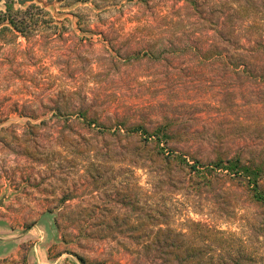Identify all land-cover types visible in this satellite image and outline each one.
Returning <instances> with one entry per match:
<instances>
[{"label":"rangeland","instance_id":"rangeland-1","mask_svg":"<svg viewBox=\"0 0 264 264\" xmlns=\"http://www.w3.org/2000/svg\"><path fill=\"white\" fill-rule=\"evenodd\" d=\"M116 1L0 0L58 22L0 32V264H264V200L224 169H264V0H209L239 57L205 60L184 32L112 63L100 22L125 37L136 8L93 4ZM83 99L96 123L54 114Z\"/></svg>","mask_w":264,"mask_h":264},{"label":"trees","instance_id":"trees-1","mask_svg":"<svg viewBox=\"0 0 264 264\" xmlns=\"http://www.w3.org/2000/svg\"><path fill=\"white\" fill-rule=\"evenodd\" d=\"M155 0H119L112 4H105L99 6L96 3L93 7L100 9L102 11H108L109 8L116 10H123L125 5L132 4V7L136 8L135 13L129 16V21L134 22L132 32H129L125 37H121L120 33H117L116 27L118 25H123L125 21H120V18H108L103 22L102 25L109 28L107 36L98 39L95 42L97 44L107 45L113 50L114 54H110L109 59L112 63L124 62L130 60H138L143 57H148L149 59H160L164 53V46L161 50L155 49V45L163 44L173 48L172 43L175 36L179 33H187L193 48L200 47L205 48L203 57L205 60H222L226 61L231 58L241 56L237 54L234 50V39L236 38L235 31H230V33L224 34L220 27L221 18L216 17V23L213 21L214 17L211 15L209 10V0H168L170 5L168 9L156 10V5H154ZM165 1V0H163ZM219 0H215L214 3L218 4ZM217 5L213 6V13L217 10L215 9ZM142 10V11H141ZM145 12H151L150 18H144ZM48 16V11L38 4L31 3L24 9H13L11 6H7L5 11L0 10V32H18L24 36H29L36 27L38 28H56L58 22L55 21L51 16ZM177 32V34L174 33ZM182 31V32H180ZM84 40L81 39V44H84ZM188 41V38H187ZM225 44H230L233 47V51L228 50ZM118 45V51L114 50V46ZM252 46L248 50H252ZM168 50L167 53H169ZM173 52V51H172ZM175 52V51H174ZM245 56V55H244ZM95 61L102 62L98 57ZM84 105L78 108L77 111H72L65 107L61 109L56 106L54 109V114L58 116H76L87 121V123H96L88 113V106L86 105V99H83ZM31 118H35V115H28ZM44 119L39 123H43ZM36 125V123H35ZM136 130H141L146 132L143 125H134L132 127ZM157 136H164L166 133L162 128L158 127L155 130ZM228 162V161H227ZM224 169L228 171L236 170L240 173L247 181V183L253 188V197L257 200H264V192L260 189V183L264 178V169L255 163L242 164L240 160L231 159L227 165H224Z\"/></svg>","mask_w":264,"mask_h":264},{"label":"crops","instance_id":"crops-1","mask_svg":"<svg viewBox=\"0 0 264 264\" xmlns=\"http://www.w3.org/2000/svg\"><path fill=\"white\" fill-rule=\"evenodd\" d=\"M32 230H33L32 228L30 230H28L25 234L22 235L23 237H21V238L27 237L30 234V232H32Z\"/></svg>","mask_w":264,"mask_h":264}]
</instances>
